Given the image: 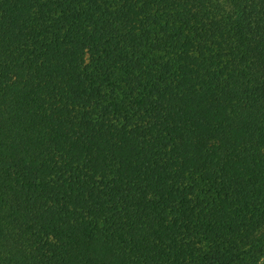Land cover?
Masks as SVG:
<instances>
[{
  "label": "trees",
  "instance_id": "1",
  "mask_svg": "<svg viewBox=\"0 0 264 264\" xmlns=\"http://www.w3.org/2000/svg\"><path fill=\"white\" fill-rule=\"evenodd\" d=\"M0 264H264V0H0Z\"/></svg>",
  "mask_w": 264,
  "mask_h": 264
}]
</instances>
